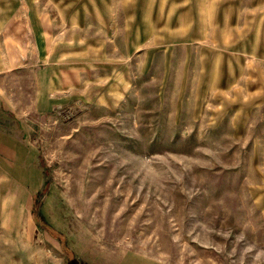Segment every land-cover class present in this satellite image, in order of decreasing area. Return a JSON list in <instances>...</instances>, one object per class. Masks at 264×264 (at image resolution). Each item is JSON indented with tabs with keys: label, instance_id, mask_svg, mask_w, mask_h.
Here are the masks:
<instances>
[{
	"label": "rangeland",
	"instance_id": "rangeland-1",
	"mask_svg": "<svg viewBox=\"0 0 264 264\" xmlns=\"http://www.w3.org/2000/svg\"><path fill=\"white\" fill-rule=\"evenodd\" d=\"M0 264H264V0H0Z\"/></svg>",
	"mask_w": 264,
	"mask_h": 264
},
{
	"label": "trees",
	"instance_id": "trees-1",
	"mask_svg": "<svg viewBox=\"0 0 264 264\" xmlns=\"http://www.w3.org/2000/svg\"><path fill=\"white\" fill-rule=\"evenodd\" d=\"M70 259V258H69ZM72 260L70 259V262H71Z\"/></svg>",
	"mask_w": 264,
	"mask_h": 264
}]
</instances>
